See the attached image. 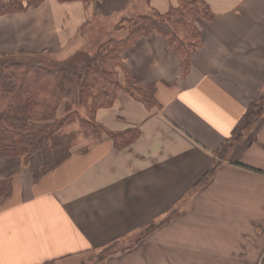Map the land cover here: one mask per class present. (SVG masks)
Segmentation results:
<instances>
[{"label": "crops", "instance_id": "1", "mask_svg": "<svg viewBox=\"0 0 264 264\" xmlns=\"http://www.w3.org/2000/svg\"><path fill=\"white\" fill-rule=\"evenodd\" d=\"M205 1L212 16L196 17L203 44L188 73L158 30L123 53L139 83H156L157 104L122 91L96 119L113 131L138 127L130 145L117 148L104 132L39 180L40 160L0 159V177L13 173L11 194L0 198V264L261 263L264 120L219 151L264 90V0ZM173 2L44 0L0 17V53L87 48L110 19L123 38L125 16ZM214 165L212 178L196 186ZM164 219L135 245L85 263L86 253Z\"/></svg>", "mask_w": 264, "mask_h": 264}, {"label": "trees", "instance_id": "2", "mask_svg": "<svg viewBox=\"0 0 264 264\" xmlns=\"http://www.w3.org/2000/svg\"><path fill=\"white\" fill-rule=\"evenodd\" d=\"M43 1L0 0V15L22 12L39 6ZM178 4L165 13L152 9V13L146 11L139 13L137 18H127L129 33L126 37H111L98 47L96 53L85 54L87 67L83 75L80 74V81L74 91L72 85L67 86V82H72L73 78L66 65L51 67L43 64L41 60L32 59L45 53H0V159L22 157L28 163L32 156L39 152L40 163L33 169L35 180H39L71 156L73 148L69 143L66 144V136H57L56 131L69 121V115L65 114L68 110L66 102L72 99L74 92L78 97L73 103L77 107L87 109V115L82 117L85 123L104 130L117 148L130 145L139 136L140 129L130 127L120 131L109 130L97 121V111L100 107L111 106L122 91L142 100L149 107L157 104L156 83H139L122 57L126 50L153 30H158L166 36L169 44L181 57L184 73H188L193 51L203 44L195 23L196 17L210 18L212 12L205 0H178ZM200 5L203 7L201 11L198 9ZM174 14L179 16L170 20ZM181 25L186 28L183 37L177 33ZM64 101L65 108L61 114H57ZM261 120H264V91L250 102L219 153L241 140L244 131L255 121L259 123ZM215 169L216 165L206 171L196 186L209 181ZM12 188L13 173L0 177V198L8 197ZM166 221L167 219H164L159 223L150 224L144 229L141 239ZM117 243L119 241L104 249L114 247ZM106 258L107 255L90 263ZM260 264H264V256Z\"/></svg>", "mask_w": 264, "mask_h": 264}, {"label": "rangeland", "instance_id": "3", "mask_svg": "<svg viewBox=\"0 0 264 264\" xmlns=\"http://www.w3.org/2000/svg\"><path fill=\"white\" fill-rule=\"evenodd\" d=\"M178 4V0H174L173 5H170L166 8L165 11H159L160 13H165L168 10L172 9L173 7H177ZM199 11H201L203 9L202 5L198 6ZM141 13V12H140ZM149 13H152L151 10L149 11ZM174 13V11H173ZM8 14H12V13H8ZM8 14H2L1 16L4 15H8ZM139 15V13L137 11H135L134 13H132L130 16H125V19L122 20L125 21L127 18H130L132 16H134V18H137V16ZM136 16V17H135ZM179 15L174 14L173 17H170L169 19L173 20V19H177ZM117 19H110L107 20V22L105 23L104 21H102L103 23V31H101L97 37H94L89 46L87 48H83L80 46L78 47L77 42L74 43L75 46L74 48L72 47V49H70V51H68V53L62 54V55H50L48 53L42 54V55H36V58H32L34 60H41L43 64L49 65V66H53V67H59L60 65H66L65 67L68 68L69 73H72L71 76L73 78L72 82L70 81L69 83L67 82V86H73L72 91H74V89L76 90L77 88V84L80 81V74L82 73L83 75V71L86 70V63L87 60L85 59V54L86 53H91L94 54L97 52L98 47L101 45H99V43H97V38L100 39H105V37H115V33H114V28L112 27V24H115ZM99 21V20H98ZM128 22V20H126ZM101 22V21H100ZM177 33L183 37L186 34V28L185 25H181L178 27L177 29ZM94 35V33H92ZM264 91V90H263ZM78 97L77 93H73L72 94V99L67 100V104H68V110L65 112L66 115H69V121H67L66 123H64L60 128L57 129L56 131V135L57 136H66L67 142L66 144L68 145V143L72 146V148H75V146H77V144H87L88 142H91L92 140L95 139V136H98L100 134H104V130L95 127L93 124H89V123H85L82 120L83 116L87 115V109L85 107H77L76 104L73 103V101ZM65 101L61 103L59 109H58V113H62V110L65 108ZM258 121H255L247 130L244 131L243 136L241 139H243L244 135L247 134V132H249L251 129H253L255 127V125L257 124ZM83 147V146H82ZM33 157V161L35 160V163L37 160H41V155L39 152H37L35 155L32 156ZM38 164V163H36ZM174 213H171L170 216H173ZM169 218V216L167 217ZM145 231L142 230L141 232H134L131 236L127 237V238H122L120 240L119 243H117L114 247L111 248H100V249H96L93 250L91 252H88L84 255V260L86 261L85 263H89L90 261H95L97 260L99 257H104V256H110L112 252H118L119 250H122L124 248H128L131 247L133 245H135V242H137L138 239H141V235L144 233ZM110 254V255H109ZM83 257V256H82Z\"/></svg>", "mask_w": 264, "mask_h": 264}]
</instances>
